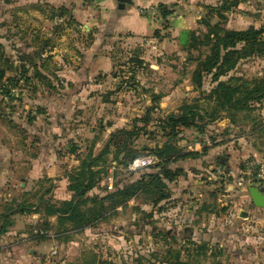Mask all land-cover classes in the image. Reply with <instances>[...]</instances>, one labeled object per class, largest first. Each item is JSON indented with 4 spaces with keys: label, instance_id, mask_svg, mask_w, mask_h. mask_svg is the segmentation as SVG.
<instances>
[{
    "label": "rangeland",
    "instance_id": "374dc122",
    "mask_svg": "<svg viewBox=\"0 0 264 264\" xmlns=\"http://www.w3.org/2000/svg\"><path fill=\"white\" fill-rule=\"evenodd\" d=\"M220 1L214 3L212 0H201L189 4L185 2L186 6L181 7L176 5L173 7H176V15L173 17L185 23L174 28L172 21H169L170 16L167 19L169 27L164 29V22L158 19L154 23L152 35L146 37L122 35L94 45L93 36V42L88 46V34L83 28L67 24L65 29H56L55 33L62 37L59 38L61 42L56 43L61 51L46 66H50L49 71L52 73L50 82L54 87L61 86V91L51 94L42 90L34 92L33 83L38 84L36 79L29 84L21 81L20 85L12 89L14 95L11 100L4 97L0 103V117L4 116V121L24 142V146H21L25 147L26 160L36 152L45 158L43 163L54 166L65 176L68 174L69 182V175L73 174L79 164L76 158H83L90 149L97 155L111 133L122 128L130 129L132 122L141 118L145 108L150 105L152 92L164 95L159 102V110L151 113V122L147 125L146 130L152 132L153 137L141 135L134 146L141 148L160 144L162 134L154 121L176 112L182 104L190 103L199 96L190 83V73L195 64L187 65L185 62L187 33L205 31L199 21L209 16L208 8L219 6ZM240 6L235 8L234 14H224L226 28L246 25L241 21L243 7ZM210 20L215 23L219 19L213 14ZM156 30H159V36L163 38L154 37ZM6 49L7 57L8 54H15V48L8 46ZM134 54L143 61L141 68L128 63L130 58L135 57ZM11 61L19 66L15 59ZM36 63L40 66V62ZM131 67L135 68L133 79L128 72ZM29 74H32L30 69ZM230 75L245 79L263 76L264 55L240 61ZM213 86L210 77L206 78L204 92ZM10 113L12 115L5 118ZM29 118L33 120L29 122ZM192 132L191 129L183 130L179 136L183 139L179 142L182 150L193 138L198 137ZM206 132L209 138H214L208 157L205 161L190 159L170 165L171 168H181L184 174L177 182L168 184V197L151 207L153 213L149 212L151 209L147 213L143 210L144 206L138 205L139 211H135L137 220L131 222L127 218L128 206L121 207L125 210L126 219L122 220L120 226L114 225L107 233L119 235L123 240L120 239L118 249H114L115 243H109L110 239L105 240L104 252L108 250L113 253H104L105 258L101 264H130L128 253L144 252L146 247H150L149 241L153 243L154 249L160 250L165 245L182 251L191 248L190 242L195 238L194 235H208L214 230L232 236L223 242L230 248H242L248 252H257L259 249L264 252V208L253 206L247 193L249 187L239 189L236 183L229 190L220 187L227 181L236 182L248 167L250 173L254 174L259 166L264 165V101L254 105L251 111L232 114L230 120L223 119L208 126ZM1 134L8 136L5 132ZM72 148L76 150L74 154L70 153ZM213 156L224 159V168L212 163L210 158ZM107 158L103 165L107 168V174L97 186L98 195L104 196L106 192L134 182L141 174L155 171L154 168L134 170L130 168L131 163L123 168L112 160V155ZM216 168L222 170V173L219 174ZM199 193L205 196L207 203L215 206L217 219L212 216L201 217V222L194 224L197 218L190 205L197 200ZM230 201H233L230 214L232 221L224 223V208L230 205ZM151 230L156 238L150 240L147 235ZM167 233L171 238L166 237ZM261 257L264 261V255Z\"/></svg>",
    "mask_w": 264,
    "mask_h": 264
},
{
    "label": "crops",
    "instance_id": "0c3cea01",
    "mask_svg": "<svg viewBox=\"0 0 264 264\" xmlns=\"http://www.w3.org/2000/svg\"><path fill=\"white\" fill-rule=\"evenodd\" d=\"M194 1L201 2V0H132V4L121 9L114 0H0V44L6 51L8 46L15 48V54H8L11 60L15 59L17 62L21 60L25 63L32 59L35 62H44L46 66L59 56L61 50L56 46V43L61 42L59 38L62 37L55 32L56 29L66 28L68 16L74 20L76 23L74 25L77 28H83L87 34L92 32L95 45L122 35L151 36L155 27L150 16L151 8H156L158 5L181 7L182 5L186 6L185 2L189 4ZM217 1L219 0H212L214 3ZM240 5L243 7L241 8V21L246 25L240 28L232 26L228 29L260 28L264 20L263 1L247 0ZM58 9L66 10L67 13L57 11ZM175 9L176 7L173 8L174 13L169 18L174 28L185 23L178 19L175 20L173 17L176 15ZM234 12L236 9L229 14L232 15ZM45 41H49V46L41 55L40 48ZM36 52L38 54H35ZM48 67L50 68V66ZM43 71L45 72H41L45 77L52 78V73L49 70L43 69ZM33 85L34 92L42 90L48 94L59 92L62 89L61 86L50 87L40 82L38 84L34 82ZM33 95L35 94L33 93ZM192 131L193 134L198 135L194 130ZM1 132L7 133L8 136H2ZM11 132L13 135L10 134ZM195 141L196 138H193L190 143L186 144L183 147V152L201 155L205 146L197 147L191 152L187 150V147ZM21 144L24 146V142L19 140L17 133L0 117V264L103 263L101 261L105 258L104 253L108 251L104 252L105 240L110 239L109 243H115L114 249H118L121 240H123L121 236L114 233L110 235L107 232L114 225L120 226L122 220L126 219L124 217L125 210L118 207L115 210V215L106 220L100 219L92 227L80 228L77 220L68 218L63 221L59 220V218H65V215L59 217L55 213L48 212L46 208L48 204L59 208L62 202L70 201L72 193L68 191V174L65 176L54 166L50 167L43 163L45 158L37 155L36 152L26 160L25 147H22ZM211 149L212 147L204 156L191 160L205 161ZM49 160H51V155H49ZM184 160L190 159L177 162ZM210 160L217 165L218 158L213 156ZM217 167L221 166L217 165ZM219 168L216 169L221 174L222 170ZM177 181L178 179L174 182ZM227 182H224V185L222 184L220 187L222 189L226 187L229 190L235 186V182ZM98 194L97 187L89 192V196ZM213 196L215 197V195ZM41 197L43 200L40 199ZM196 197L197 200L190 205L197 218L194 224L201 222V217L212 216L217 219L215 206L207 203L202 193ZM232 202L230 201V205L227 204V208H224L226 213L222 221L224 223L232 221L230 215ZM27 206H29L28 211L20 212ZM127 206L129 208L128 221L135 222L137 215L134 208L137 207V203L132 199L127 203ZM141 206H144L143 210L147 213L150 209L149 212H152V206ZM40 232L49 234L43 236L40 235ZM194 236L195 238L191 241L196 243L190 242L191 248L182 251L175 250L182 253V262H188V264H264L263 257H261L264 252L259 249L257 252H248L242 248H230L223 243L226 239L230 240L232 236L228 237L227 234H221L217 230L208 235L196 234ZM147 237L150 240L156 238L153 230L148 233ZM166 237L171 238L169 233L166 234ZM152 244L149 241L150 247H146L144 252L134 251L132 254L130 251L131 253H128L130 264H170L173 262L171 258L167 257V251L170 248L163 243V248L158 250L154 249ZM201 245L204 246V253H199L196 248ZM54 248H57L58 253L55 257H51L50 251ZM116 262L115 260L114 263Z\"/></svg>",
    "mask_w": 264,
    "mask_h": 264
},
{
    "label": "trees",
    "instance_id": "16d2710c",
    "mask_svg": "<svg viewBox=\"0 0 264 264\" xmlns=\"http://www.w3.org/2000/svg\"><path fill=\"white\" fill-rule=\"evenodd\" d=\"M245 1L247 0H221L219 6H210L209 16L199 21L205 31L195 30L187 33L188 37L184 46L187 52L185 62L187 65L195 64V68L190 73V83L199 96L190 103L182 104L176 112L168 113L154 121L162 134V142L154 147L136 148L134 146V142L141 135L153 137L152 132H147V125L151 122V113L159 110V102L164 95L152 92L150 105L145 108V113L141 118L132 122L130 129L122 128L111 133L97 155H94L93 149H90L83 158H76L79 164L73 174L69 175L68 191L72 193L70 201L62 202L59 208L48 204L46 208L48 212L55 213L59 217L65 215V218H59L61 221L67 218L77 220L79 227L85 228L92 227L100 219L106 220L113 216L118 207L125 208L132 199L138 202L137 207L134 208L137 211H139L138 205L156 206L168 197L166 190L168 184L184 174L181 168H171L170 165L178 160L197 159L204 156L212 147L205 146L201 155L183 152L178 146L181 140L179 136L183 130H194L198 134L196 140H199L207 134L208 126L223 119L230 120L232 114L251 111L254 105H260L264 101V75L253 79L230 75L236 70L240 61L264 55V26L249 27L245 30H231L225 27L226 16L224 14L232 12ZM174 6L158 5L156 7L158 19L164 22V29L169 27L167 19L173 15ZM57 11L67 13L63 9ZM213 14L219 19L215 23L210 22ZM67 18L69 19L68 24H76L70 16ZM159 33V30H156L154 37L163 38L159 36ZM88 38L87 45L90 46L93 42L92 32L88 33ZM48 42L45 41L40 48L41 55L49 46ZM134 56L128 60V63L139 67L144 65L139 57L135 54ZM18 63L19 66L14 65L0 44V103L3 102L4 97L11 100V96L14 95L11 92L12 89L20 85L21 81L29 84L36 79L40 83L53 87L49 78L41 72L43 69H50L45 66L44 62H41L40 66L32 59L25 63L20 60ZM29 69L32 70L31 75ZM128 72L133 79L135 68L131 67ZM208 77L214 86L205 93L203 85ZM223 78L226 79L222 80ZM11 115V113L6 114L5 118ZM28 120L31 122L33 119ZM210 139L214 143V138ZM75 152V148L70 150L72 154ZM144 154H151L159 159V162L152 167L155 169L154 172L141 174L134 182L123 185L112 192H106L104 196H89V192L96 188L103 176L107 174V168L103 165L109 155H112V160L116 164L126 168L134 159ZM225 164L224 159L218 158V166L223 167ZM42 198L40 199L43 200ZM28 207L20 208V212L28 211ZM196 248L199 253H204V246H196ZM167 257L173 260L170 264H188V262H182L180 251L169 249Z\"/></svg>",
    "mask_w": 264,
    "mask_h": 264
},
{
    "label": "built area",
    "instance_id": "2783aa9c",
    "mask_svg": "<svg viewBox=\"0 0 264 264\" xmlns=\"http://www.w3.org/2000/svg\"><path fill=\"white\" fill-rule=\"evenodd\" d=\"M151 18L156 23L158 21L157 8H151L150 10ZM211 146V140L207 134L203 135L199 140H196L193 144L187 147L188 151H193L197 147ZM157 159L154 155L146 154L134 159L131 164V169H145L155 165ZM250 168L248 167L237 180L236 187L239 189H246L248 187H264V165L259 166L254 174L250 173ZM47 232H40V235H48ZM57 248L50 251V256L55 257L57 255Z\"/></svg>",
    "mask_w": 264,
    "mask_h": 264
},
{
    "label": "water",
    "instance_id": "95a60500",
    "mask_svg": "<svg viewBox=\"0 0 264 264\" xmlns=\"http://www.w3.org/2000/svg\"><path fill=\"white\" fill-rule=\"evenodd\" d=\"M123 9L126 5L132 4V0H114ZM247 193L254 207L264 208V187H249ZM242 214L241 216H243Z\"/></svg>",
    "mask_w": 264,
    "mask_h": 264
}]
</instances>
